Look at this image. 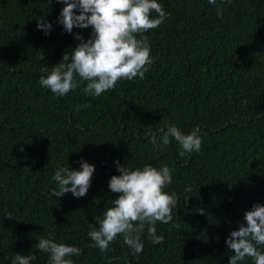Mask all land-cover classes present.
Instances as JSON below:
<instances>
[{
	"label": "trees",
	"instance_id": "16d2710c",
	"mask_svg": "<svg viewBox=\"0 0 264 264\" xmlns=\"http://www.w3.org/2000/svg\"><path fill=\"white\" fill-rule=\"evenodd\" d=\"M157 2L170 15L137 36L148 37L153 58L144 79L121 80L99 97L85 94L84 81L58 97L40 77L92 28L66 33L58 23L65 5L56 0H0V264L16 253L49 264L33 247L40 238L81 248L74 264H229L230 232L264 204V0ZM41 17L48 34L37 28ZM169 124L185 134L198 127L201 150L181 157L170 138L157 151L149 137L155 132L160 143ZM81 160L95 166L87 194L52 196L58 167L79 170ZM116 161L172 169L165 191L177 195L173 220L157 222L161 244L145 230L138 256L122 235L107 253L87 235L118 196L108 188L120 175Z\"/></svg>",
	"mask_w": 264,
	"mask_h": 264
},
{
	"label": "clouds",
	"instance_id": "9594fccd",
	"mask_svg": "<svg viewBox=\"0 0 264 264\" xmlns=\"http://www.w3.org/2000/svg\"><path fill=\"white\" fill-rule=\"evenodd\" d=\"M63 7L58 23L66 33L73 29L91 27V37L85 41L76 34L80 43L72 51L63 54V62L52 67L47 76L42 75L39 83L49 89L53 96L63 97L71 90L87 81L83 89L85 94L99 97L108 90H113L121 80L144 79L153 58L147 36L137 38L139 34L156 29L170 15L157 0H56ZM216 5L217 0H208ZM230 2V0H228ZM223 3V0H222ZM77 12L79 14H77ZM157 16L153 18L152 13ZM223 15V7L217 5V16ZM37 28L48 34L51 23H45L41 17ZM43 59V57H42ZM87 108L81 105L77 108ZM162 135L157 143L156 133L149 139L159 151L171 143L174 138L181 147L180 156L185 152H199L202 146L200 129L194 128L185 134L174 124L167 125V130L159 129ZM120 175H113L108 188L118 196L112 200V207L107 208L101 217H95L99 227H92L87 233L92 241L90 247L98 248L102 253L110 250V245L119 236L132 250L133 255L143 252L142 234L147 231V238L152 244L163 243V236L157 234L156 224H169L173 220L172 211L177 207L175 193L169 194L165 188L172 183V169L145 165L142 169H129L116 161ZM95 166L81 160L80 169L58 167L52 179L58 184V190L52 189L51 195L58 198L72 193L76 198L84 197L92 183ZM191 192V186L185 189ZM201 214H203L201 212ZM244 223H239L238 230L230 232L225 243L234 253L229 257V264H240L245 258H251L254 264H264V204H254L244 213ZM176 225H173L175 227ZM34 249L49 254V264H74L72 257L82 254V249L57 243L52 239L40 238ZM37 259L35 254L16 253L11 264H30Z\"/></svg>",
	"mask_w": 264,
	"mask_h": 264
}]
</instances>
